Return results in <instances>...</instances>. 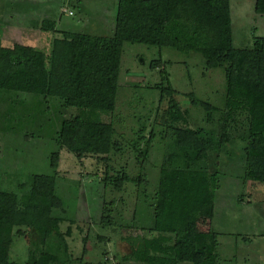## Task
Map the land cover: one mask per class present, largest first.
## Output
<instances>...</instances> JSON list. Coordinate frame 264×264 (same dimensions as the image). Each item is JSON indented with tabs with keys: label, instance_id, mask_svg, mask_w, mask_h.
<instances>
[{
	"label": "rangeland",
	"instance_id": "rangeland-1",
	"mask_svg": "<svg viewBox=\"0 0 264 264\" xmlns=\"http://www.w3.org/2000/svg\"><path fill=\"white\" fill-rule=\"evenodd\" d=\"M117 4L118 0H0V37L6 46L20 43L49 52L53 34L36 30L45 20L56 21L59 31L112 37ZM231 13L235 48H252L256 37L264 39V16L255 13V0H231ZM157 61L160 67L154 69ZM163 65L176 91L174 98L186 113V126L219 135L224 115L215 112L208 124L207 113L192 104L191 95L223 110V67L208 69L203 56L194 52L126 43L117 110L102 117L113 123L122 153L103 152L100 155L109 158L103 163L95 155L82 160L66 149L60 151L55 137L62 122L78 110L64 107L57 98L0 89V190L18 192L32 175L56 178L65 210L54 214L64 219L61 232L71 229V234L65 241L52 236L45 248L71 264H123L122 258L131 252L127 239L173 233L188 223L202 233H218V264H264V184L245 180L244 142L227 144L209 158L203 171L163 169L171 142L162 121L170 99L160 104L166 85L160 73ZM152 132L150 155L142 164L138 152ZM140 136L145 140L135 144ZM58 152V166L52 167V156ZM106 166L112 178L123 171L148 183L127 182L118 191L104 182ZM107 207L112 210V226L102 223ZM16 233L15 227L0 225V264L26 262L28 251L41 247L35 232L29 230L24 237Z\"/></svg>",
	"mask_w": 264,
	"mask_h": 264
},
{
	"label": "trees",
	"instance_id": "trees-1",
	"mask_svg": "<svg viewBox=\"0 0 264 264\" xmlns=\"http://www.w3.org/2000/svg\"><path fill=\"white\" fill-rule=\"evenodd\" d=\"M255 13L264 16V0H255ZM36 30L53 34L49 52L20 43L6 46L0 37V89L40 95L45 100L57 98L64 107L78 110L62 122L55 137L60 151L66 149L82 160L95 155L103 163L109 161L100 155L103 152L122 153L123 143L115 140L113 123L102 117L117 110L124 45L167 47L202 55L208 69L223 67L227 100L221 110L191 95L192 104L207 113L208 124L215 112L224 115L219 135L186 126V113L175 100L176 91L162 66L166 85L162 86L160 104L170 99L162 121L171 138L163 169L203 171L211 156L239 140L245 144V180L264 184V39L256 37L252 48H235L231 0H118L112 37L59 31L54 20L43 21ZM160 62H154L153 68H159ZM154 138L152 132L145 149L138 152L140 163L148 160ZM144 140L140 136L135 144ZM59 160L60 152L53 154L52 167H57ZM108 172L107 167L104 182L118 191L127 182L148 183L142 176L132 178L122 171L112 178ZM64 206L54 176L32 175L19 185L18 192L0 190V225L15 227L19 237L33 231L41 240V247L28 251L26 262L7 264H71L45 248L52 236L65 241L71 234V229L61 232L64 219L54 214L64 211ZM111 212L105 208L104 226L114 224ZM149 232L153 234L152 229ZM218 236L215 231L202 233L188 223L173 233L132 237L127 239L131 252L121 261L218 264Z\"/></svg>",
	"mask_w": 264,
	"mask_h": 264
},
{
	"label": "built area",
	"instance_id": "built-area-1",
	"mask_svg": "<svg viewBox=\"0 0 264 264\" xmlns=\"http://www.w3.org/2000/svg\"><path fill=\"white\" fill-rule=\"evenodd\" d=\"M70 14L72 15V12Z\"/></svg>",
	"mask_w": 264,
	"mask_h": 264
}]
</instances>
